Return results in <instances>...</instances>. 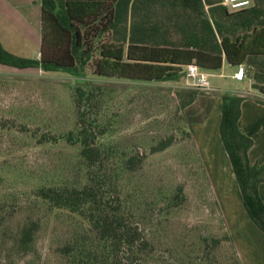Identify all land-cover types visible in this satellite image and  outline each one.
Masks as SVG:
<instances>
[{
	"label": "rangeland",
	"instance_id": "obj_1",
	"mask_svg": "<svg viewBox=\"0 0 264 264\" xmlns=\"http://www.w3.org/2000/svg\"><path fill=\"white\" fill-rule=\"evenodd\" d=\"M36 36L35 32L24 34L29 42ZM40 42L35 46L23 42L15 54L39 57ZM208 80L214 88L209 94L217 98L182 108L185 91L194 89L187 77L128 80L99 75L93 66L67 73L0 64V264H68L63 246L88 229L79 215L50 206L37 193L41 187H80L88 181L80 144L66 139L78 130V86L92 95L89 113L97 126L96 142L104 151V166L113 178V194L119 196L130 222L156 244L150 263L232 264L229 241L204 250L202 239L203 235L223 237L230 231L218 190L230 183L232 175L225 172L224 164L221 174L213 173L194 135L201 125L198 130L204 135L216 129L219 95L242 83L221 76L220 71L208 74ZM200 114L203 122H194ZM172 133L174 144L150 151ZM131 155L143 156L136 170L125 165ZM179 186L183 197L176 201ZM226 212L230 213L229 208ZM31 221L40 227L25 250L19 243L20 233ZM236 237L240 240L241 232ZM122 257V264H129L128 254Z\"/></svg>",
	"mask_w": 264,
	"mask_h": 264
},
{
	"label": "trees",
	"instance_id": "obj_2",
	"mask_svg": "<svg viewBox=\"0 0 264 264\" xmlns=\"http://www.w3.org/2000/svg\"><path fill=\"white\" fill-rule=\"evenodd\" d=\"M41 6L39 57L17 55L0 40V64L67 73L93 66L102 76L150 81L186 78L191 63L210 72L220 70L224 62L237 67L248 64L246 75L264 95V0H253L239 10L230 9L223 0H41ZM200 93L196 88L186 90L182 108ZM75 98L78 130L66 139L80 144L88 181L80 187L48 186L37 192L50 206L75 213L88 224L80 237L65 243L63 255L68 264H122V254L127 253L129 264H151L149 256L154 258L156 244L130 222L119 196L113 194V178L104 166L97 126L89 113L92 95L78 86ZM221 98L219 132L248 215L264 231V200L259 191L264 164L252 165L248 158L253 139L239 125L244 98L232 92L222 93ZM175 141L172 133L150 151H163ZM142 162L143 156L131 155L125 165L136 170ZM182 197L179 186L174 198ZM39 227L37 221L22 227V248H30ZM202 239L204 250L229 241L232 264L241 263L230 231L223 237L203 235Z\"/></svg>",
	"mask_w": 264,
	"mask_h": 264
},
{
	"label": "crops",
	"instance_id": "obj_3",
	"mask_svg": "<svg viewBox=\"0 0 264 264\" xmlns=\"http://www.w3.org/2000/svg\"><path fill=\"white\" fill-rule=\"evenodd\" d=\"M41 28V0H0V40L6 49L15 53L16 50L22 48L23 42L26 46L39 44L42 38V35H40ZM31 32H35L37 36L29 42L27 37L24 38V34ZM19 54L23 56V54ZM243 65L246 68L247 74L250 65ZM236 70L237 66L224 62L222 68L217 71H220L221 76L226 75L233 81L242 83L241 87L239 86L237 89L228 92L236 93L244 98L241 104L239 125L242 131L253 139V145L248 151L250 163L260 166L264 164V95L253 86L254 80L251 77L246 75L248 79L245 77L242 81L237 80L234 77ZM204 71L208 74L212 73L210 71ZM240 92L246 93L240 94ZM206 98L216 99L217 97L213 94L201 92L187 107L194 105L201 101V99L203 101ZM218 98L220 99V106L218 115L216 116L218 121L216 129L211 134L204 135L203 132L201 133L198 130L200 128L202 129L203 125H201L198 129L195 128L196 135L194 136L200 152L202 155L205 152L207 158L210 160L213 173L221 174L220 165L224 164L225 172L232 175L233 181L230 180L229 184L225 183L221 185L218 193L221 209L241 260L240 264H264V231L249 217L244 206L240 186L236 181L229 155L219 132L222 98L220 95ZM196 111L197 109H194L190 113ZM200 115L194 119V122H203V116ZM259 191L264 200V181L260 183ZM226 208H229V214L226 212ZM237 231L242 234L240 240L236 237ZM241 244L245 248L243 251Z\"/></svg>",
	"mask_w": 264,
	"mask_h": 264
},
{
	"label": "built area",
	"instance_id": "obj_4",
	"mask_svg": "<svg viewBox=\"0 0 264 264\" xmlns=\"http://www.w3.org/2000/svg\"><path fill=\"white\" fill-rule=\"evenodd\" d=\"M253 0H223V4L232 10H239L252 5ZM234 77L237 80H244L246 77V68L243 64L237 67ZM187 78L192 81L193 88L199 89L204 93H211L214 88L210 86L208 73L202 70L197 64L191 63L187 66Z\"/></svg>",
	"mask_w": 264,
	"mask_h": 264
}]
</instances>
